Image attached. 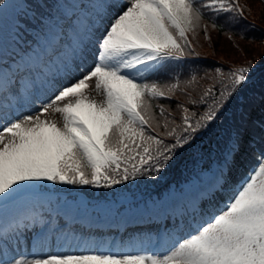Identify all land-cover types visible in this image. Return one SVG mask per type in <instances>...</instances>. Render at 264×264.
<instances>
[{"label":"snow or ice","instance_id":"obj_1","mask_svg":"<svg viewBox=\"0 0 264 264\" xmlns=\"http://www.w3.org/2000/svg\"><path fill=\"white\" fill-rule=\"evenodd\" d=\"M0 6L7 7L6 0ZM80 7L86 13L71 17L58 70L41 87L18 75L34 48L0 49V204L25 186L45 192L59 191H46L48 183L112 189L159 178L180 151L220 124L227 125L224 146L212 182L156 236L86 240L73 232L78 219L70 222L49 203L0 217V264H264V69L216 67L214 85L191 100L206 111L199 115L179 105L180 125L170 123L163 105L157 115L153 104L183 89L179 78L151 77L167 62L198 56L189 34L203 29L207 36L205 16L242 17L239 0H81ZM34 19L42 24L36 37L43 35L51 16L41 12ZM211 27L223 25L217 19ZM93 90L103 99L90 95ZM234 101L239 123L230 122L236 119L229 113ZM257 105L258 149L246 127ZM51 113L61 119H50ZM245 145L256 152V165L234 182ZM53 239L57 250L45 251Z\"/></svg>","mask_w":264,"mask_h":264},{"label":"trees","instance_id":"obj_2","mask_svg":"<svg viewBox=\"0 0 264 264\" xmlns=\"http://www.w3.org/2000/svg\"><path fill=\"white\" fill-rule=\"evenodd\" d=\"M21 2L17 15L16 24L19 25L26 37L31 38L29 32L25 29L30 27H39L40 22L37 17L39 13H49L48 9L57 0H6L7 7H10L13 2ZM239 5L243 9V16H237L234 13L216 16H205L202 23L208 25V33L205 36L203 29L198 30L195 37L189 34V39L192 41L195 50L199 53L198 56H188L180 61L167 62L165 67L152 79H161L168 82H175V79H180V88L172 98H159L153 101L156 106L154 111L159 114V105H163L170 114L168 119L170 123L175 122V125L182 123L183 109L179 105L189 107L191 113L202 115L206 108L199 103L191 104V100L199 99L202 93L209 87H212L215 81L211 78L215 76L214 69L220 67L223 71L233 69L236 67L247 66L249 64L255 65L260 69H264V0H239ZM1 7V6H0ZM223 28H212L211 23L217 20ZM64 45V44H63ZM195 75L196 79L191 81V77ZM260 73H257L259 76ZM218 79V77H217ZM163 86V85H162ZM216 92L214 96L218 97L219 86L216 85ZM206 104H211V98L206 100ZM229 113L235 116V121L231 123H239V101H234L229 106ZM261 112L257 105L256 111L252 117V123L246 124L253 139H256L257 144L253 147L258 149L259 137L261 135L257 120ZM198 116H193V119ZM226 124L214 126L207 134L199 137L191 146L179 152L176 159L160 174L159 178L147 177L140 178L141 183L143 179L151 180L153 186L148 190L143 188V192L159 194L163 188L168 184H176L180 179H190L191 174L184 164V158L194 151H199L203 156L202 164L208 166L211 161L215 162L218 158L220 150L224 146L225 128ZM158 131H163L159 129ZM207 149L213 151V158L207 155ZM256 152L250 151L245 145V151L239 155L237 166L233 170V181H239L242 175L247 174L250 167L256 162ZM123 187H128L126 182ZM112 189H96L91 186H73V189L83 191L87 198L106 196L108 193H114L116 186ZM70 190V189H65ZM142 191L141 188H139ZM112 199H117L113 195ZM224 199V197H221Z\"/></svg>","mask_w":264,"mask_h":264},{"label":"rangeland","instance_id":"obj_3","mask_svg":"<svg viewBox=\"0 0 264 264\" xmlns=\"http://www.w3.org/2000/svg\"><path fill=\"white\" fill-rule=\"evenodd\" d=\"M21 4L22 1H15L11 3L10 7H0V49L5 51L6 53L24 49V44L22 42V39L24 38L23 32L21 31V29L15 26V17ZM79 7V0H58L57 2H55L50 8L53 14L50 15L51 20L47 24L46 29L44 30V34H37L36 37L35 33L37 32H34L33 39H35V41L29 44L28 49L25 48L29 52L34 48L33 52L30 55V59L34 63L40 62V49H42L43 59L46 58L48 60V65L46 67L48 74H51L53 73V71L58 70L60 57L56 53L61 52L60 48L57 49V47H59L57 45L58 38L61 37L60 34H64L63 28L65 24H67V17H69V12L71 14L74 13V15H78L76 12H78ZM77 18L82 17L79 16ZM79 22L81 21L78 20V23ZM71 31L72 28H70L69 32ZM39 32H41L42 34L41 28ZM37 40L39 41L38 44L36 43ZM54 46L55 50L53 51L52 47ZM49 55H54V57L50 60ZM40 64H42L43 66L45 64V61H42ZM38 66L39 64H35V66L32 65V67H35L34 69L38 68ZM29 73L31 74V76H29L30 82L37 88L41 87L46 78V74L39 75V73L37 72L32 73L30 71ZM92 87L94 89V82ZM90 95L94 96L97 100L103 99V97L101 95H98L94 90L90 92ZM49 118L58 121L61 119V117L57 113H51ZM194 152L195 153L191 154L188 158L185 159V164L190 170L192 178L188 180L180 179L176 184H168L161 190L160 196L154 200L151 199L148 194L143 192V188L147 190L149 188L145 185H150L151 187L153 186L151 180H148L150 179L149 177H147L148 179H143L144 182L142 183L140 179L134 182H127L129 184L127 188L123 187L122 185H117L114 189V193L107 192L106 196L93 197L91 199L86 198L84 192L73 189V186H53L48 183L45 187L46 191L52 189L53 187L59 189V191L45 192L25 186L24 188H21L15 194V196L10 197L6 203L0 204V217H9L18 211H26L27 209L25 208L40 206L42 202H46L47 199H51L59 200L52 202L53 207L57 209L61 214H63L68 220L71 218L73 220H75L76 218H80L81 221L92 223L95 222V219H98V217H96L94 214H91V212L95 208H101L108 213V211H111L113 209V206H117L116 201H109L113 198V195H115L116 198L119 199L118 205H123L125 207L124 210L126 209V211H122L118 215L119 217H116L115 219L113 217H106V215L104 217L102 216L103 218H100L104 220L102 223H108L109 219H114V224L120 225L121 228L125 224L124 218H130L134 216V211H140L142 214L150 215V217L153 216L155 220L159 221L157 231L151 229L149 232H146L145 228H141L138 229V232L136 233L138 234L137 236L135 235L134 237H132L131 234V239L137 238L139 240V238L156 236L157 234L163 232L165 226L169 228L171 227L172 216L174 213L185 208L190 203V201H192L201 192H203L205 188L212 182V171L216 167L215 162H213L210 169L209 167H205L204 169V166L201 164L203 156L199 155V151ZM207 155L212 156L213 153L209 149H207ZM254 165H256V162L250 167V169ZM139 188H141L142 191H140ZM63 189H71L72 191L66 194L62 192ZM0 201H4V197H0ZM137 218V220H140L139 217ZM166 220V224H163ZM79 237L83 236L80 235ZM103 240L118 241L116 237H111L108 240L104 238ZM144 242L146 243L147 240L145 239ZM72 243L74 246L75 242ZM23 247L27 249L29 246L24 245ZM57 247V241L53 239L49 242V247L46 248L45 251H56Z\"/></svg>","mask_w":264,"mask_h":264}]
</instances>
